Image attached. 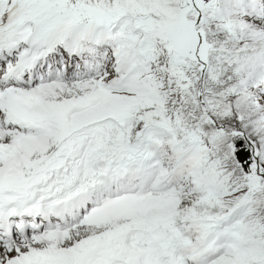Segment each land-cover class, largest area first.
<instances>
[{
	"label": "snow or ice",
	"instance_id": "6c2138e0",
	"mask_svg": "<svg viewBox=\"0 0 264 264\" xmlns=\"http://www.w3.org/2000/svg\"><path fill=\"white\" fill-rule=\"evenodd\" d=\"M0 264H264V0H0Z\"/></svg>",
	"mask_w": 264,
	"mask_h": 264
}]
</instances>
